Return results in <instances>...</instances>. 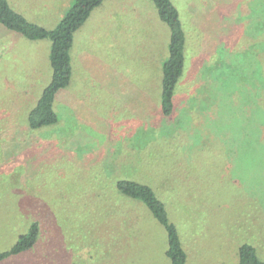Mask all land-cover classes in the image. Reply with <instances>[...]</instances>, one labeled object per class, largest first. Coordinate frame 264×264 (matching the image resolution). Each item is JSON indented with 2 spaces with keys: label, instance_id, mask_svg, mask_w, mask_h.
I'll return each instance as SVG.
<instances>
[{
  "label": "rangeland",
  "instance_id": "rangeland-1",
  "mask_svg": "<svg viewBox=\"0 0 264 264\" xmlns=\"http://www.w3.org/2000/svg\"><path fill=\"white\" fill-rule=\"evenodd\" d=\"M8 2L53 28L73 0ZM150 2L92 10L74 33L79 64L56 95L58 121L38 129L25 121L50 80V41L0 25V251L39 229L0 264H170L167 231L120 197V178L166 202L186 264H237L245 242L264 260V0H172L188 40L170 117L153 96L170 31ZM151 34L153 64L130 46Z\"/></svg>",
  "mask_w": 264,
  "mask_h": 264
},
{
  "label": "trees",
  "instance_id": "trees-1",
  "mask_svg": "<svg viewBox=\"0 0 264 264\" xmlns=\"http://www.w3.org/2000/svg\"><path fill=\"white\" fill-rule=\"evenodd\" d=\"M102 1L73 0L57 24L48 29L29 21L22 13L13 9L8 0H0V25L28 39L46 38L50 41L51 76L26 116L25 122L31 129L52 125L58 121L54 101L56 95L63 91L71 81L70 51L74 33ZM151 2L159 19L168 26L170 31L168 55L160 66L161 80L157 84V90L153 92V96L159 97V104L156 100L155 109L159 110L164 117H170L177 106V89L185 69L188 37L183 29L178 9L172 0H151ZM115 188L120 197L137 200L144 204L156 221L165 228L169 243L167 256L170 258V264H186V254L180 244L176 227L169 219L166 202L157 195L154 189L129 178L118 179L115 182ZM38 234V224L32 222L27 231L20 234L8 250L0 251V262L30 250L36 243ZM237 264H264V260L258 256L255 246L245 242L238 247Z\"/></svg>",
  "mask_w": 264,
  "mask_h": 264
},
{
  "label": "crops",
  "instance_id": "crops-1",
  "mask_svg": "<svg viewBox=\"0 0 264 264\" xmlns=\"http://www.w3.org/2000/svg\"><path fill=\"white\" fill-rule=\"evenodd\" d=\"M150 5H153V3L152 2H150ZM131 8V11L135 14V16H136V18H138V17H140V14H139V12L138 11H136V12H134V10H133V8L132 7H130ZM150 13L152 14V11H150ZM143 19H144V25H147V24H149V16H148V12H145V14H144V17H143ZM35 23V22H34ZM38 24V23H37ZM129 26H133V25H129ZM123 27H125V25H123ZM132 27H126V29H131ZM48 29H50V28H48ZM131 32V31H130ZM153 36H154V34H151V35H147L144 39H142L141 40V42L140 43H135L134 45L133 44H130V46L131 47H135V48H140L141 47V50L143 51V52H146L147 54H149V53H151V58L149 59V64H153V61H154V58H153V56H154V54L155 53H157V54H159V51L157 50V46L155 45L156 43H153ZM128 43V42H127ZM129 43H131V41L129 42ZM78 45H80V44H77V47H78ZM146 49V50H145ZM71 50H72V47H71ZM49 51H50V46H49ZM71 55V58H72V62H73V64H79V62H78V60H76V47H75V45H74V48H73V54H70ZM73 55V56H72ZM48 58H49V56H48ZM157 60H161V64H162V62H163V56H157ZM84 64V63H83ZM86 64V63H85ZM160 64V63H159ZM74 66V68H76L77 66L76 65H73ZM76 66V67H75ZM149 91V92H148ZM150 91H152L150 88L149 89H144V90H142L141 92H139L138 93V95L140 94V93H143V94H148V93H150ZM143 94H141V95H143ZM37 100V99H36Z\"/></svg>",
  "mask_w": 264,
  "mask_h": 264
}]
</instances>
